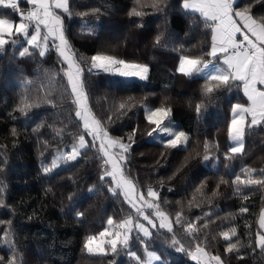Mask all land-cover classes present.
<instances>
[{"label":"trees","instance_id":"obj_1","mask_svg":"<svg viewBox=\"0 0 264 264\" xmlns=\"http://www.w3.org/2000/svg\"><path fill=\"white\" fill-rule=\"evenodd\" d=\"M70 3L73 15L65 19L66 35L80 55L88 58L102 52L149 68L147 81L103 72L86 73L91 93L89 106L96 118L102 119L109 135L127 142L128 134L137 129L127 165L128 178L144 193L148 187L156 190L161 209L173 222L179 213L184 228L188 223L199 225V242L207 245L210 254L223 253L226 243L219 233L235 227L237 237L233 242L238 238L244 245L239 253L244 258L238 260L235 253L224 254L226 264H264V253L259 248L253 252L248 247L255 243V234L260 231L258 219L264 208V188L242 187L237 194L232 184L243 168H264V127L248 132L243 154L225 160L231 146L227 136L231 104L247 102L242 85L219 93L198 119L195 104L202 99L204 80L188 78L177 71L183 54L199 55L204 46L201 42H210V34L205 37L204 25L198 23L199 14L185 15L180 9L182 0H166L167 7L162 11L145 8L147 15L142 18L128 15L136 0H70ZM93 8L100 9L98 20L90 12ZM6 10L0 15L8 16L7 13L18 20L16 12ZM253 11L257 17L264 16V6L260 4ZM84 12L89 15L83 18L78 15ZM193 21L198 23L195 31ZM140 23L142 28L137 27ZM89 27L95 29L94 34L88 33ZM160 33H163L161 43L166 46L154 47V39ZM21 44L28 46L18 41L15 47L9 44L0 53V145L6 146L0 148V166L5 168L0 173V181L5 185L0 197L10 206L0 208V219L12 220L15 241L25 264H136L124 251L118 256L111 253L92 256L83 249L86 237L103 231L109 217L119 219L135 214L123 196L119 199L111 196L106 186L100 187L98 194L88 192L90 187L99 186L102 161L95 149L50 176L43 174L41 161L50 163L56 152L70 150L84 132L75 118L68 92L60 84L53 85L49 91L45 70L55 72L60 68L55 49L49 43L50 50L40 57L39 49L30 48L31 56L21 58ZM181 45L187 52L182 51ZM25 93L40 101L27 116L16 110ZM46 96L51 103L43 99ZM122 102L125 110L119 109ZM162 104L172 108L173 126L189 136L187 150L166 149L163 144L148 139L155 126L145 119L144 107L156 108ZM108 116H112V123ZM40 124L43 126L34 133L33 128ZM13 128L17 130L15 137L11 133ZM57 130L61 135L56 134ZM205 141L210 145L211 159L207 162L203 160ZM5 158L7 164L3 163ZM221 178L228 183L221 184ZM213 192L217 195L213 196ZM72 193L75 196L70 202L68 196ZM241 206L249 211L240 213ZM76 211L85 213L82 220L75 218ZM206 221L207 229L202 227ZM173 227L177 238L186 246L196 243L179 224L174 223ZM151 231L149 250L156 251L171 264L175 261L191 264L186 254L171 247V233L166 229H160L158 234L156 229ZM2 236L0 232V256L7 258L10 253ZM131 250L142 255L143 245L133 239Z\"/></svg>","mask_w":264,"mask_h":264},{"label":"snow or ice","instance_id":"obj_2","mask_svg":"<svg viewBox=\"0 0 264 264\" xmlns=\"http://www.w3.org/2000/svg\"><path fill=\"white\" fill-rule=\"evenodd\" d=\"M31 6L27 11L21 10L18 0H0V7L10 9L19 13L20 22L14 23L8 18H0V52L6 50V46L11 44L15 47L23 37L28 45L21 44L19 56L24 58L31 56L30 48L34 51L39 49V56L44 57L49 49L54 48L60 63V68L55 72L45 70V78L49 82V91L53 85L60 84L65 92L71 97L72 105L75 108V118L82 122L84 134H80L78 140L71 144L70 150L57 152L50 163L41 161L42 172L45 176H50L55 170L62 166H69L72 162L90 149H95L102 161L100 172L98 173L99 186H92L88 189L91 194H98L100 187L106 186V190L111 196L119 199L123 196V201L134 210L135 215L115 219L109 217L107 225L98 235H89L86 237L83 249L90 255L103 254L105 256L111 253L118 256L124 251L136 264H171L156 251L149 250V242L153 237L152 229H156L157 234L160 229H166L172 234L171 247L178 253L186 254L196 264H226L224 254H237L238 260H243L239 255L241 244L237 238V229L235 227L226 231H221L219 236L226 243L223 253L210 254L207 251V245H201L199 242L200 226L195 223H188L184 228L181 222L180 214H177L173 222L170 217L161 209L159 193L152 187L147 188L146 196L143 191L137 189L136 184L129 179L127 165L132 152V145L135 143L137 129H133L127 136V142L122 138L112 137L109 131L103 125L102 119H97L89 106L90 91L87 83L86 73L88 75L99 74L100 72L120 76L123 78H137L141 81L149 79V68L146 64L130 62L126 59L118 58L113 55L97 52L91 57H83L73 49L72 44L66 35L65 19L73 15V7L70 0H27ZM257 4L264 6V0H182L180 9L187 16L199 14V22L204 25V36L210 34V42L202 41L200 54L188 52L183 54L179 61L177 71L185 77H200L204 80L201 86L200 95L202 99L195 104V112L199 119L206 110L207 104L212 103L221 92L230 91L233 86L243 87L244 96L247 97L246 103L231 104V120L227 125V136L231 141L225 160H233L244 153L245 137L250 131L257 127H264V16L257 17L253 9ZM167 7L166 0H136L135 6L129 11L130 17L142 18L147 15L145 8H152L155 11H162ZM91 14L100 13L99 8L90 10ZM82 18L89 15L88 12L78 13ZM197 21H193L192 30L198 27ZM137 27H143V23L137 24ZM95 29L89 27L88 33L94 34ZM163 33L158 34L154 39V47L162 45ZM184 52V46L181 45ZM59 77V79H57ZM66 81V83H63ZM29 85L31 81L28 82ZM259 86V87H258ZM48 103L47 96L43 98ZM131 99V98H130ZM40 101L33 99L28 93L21 96L17 105V111L27 116L28 112L39 106ZM119 109L125 110V103L119 104ZM126 114V112L124 113ZM172 108L163 104L154 109H146L145 119L149 125L155 127L148 133L151 137L154 133H163L167 139L162 140L163 147L166 149H177L183 147L187 150L189 136L184 131L174 130L172 121ZM109 123L113 122L112 116H108ZM43 124L33 128V132H38ZM12 136L17 135V130H11ZM57 135H61L57 130ZM85 135L91 137L88 141ZM218 149L219 145H215ZM0 148H6L0 145ZM205 162L211 159L210 145L208 141L204 142ZM199 156V152L196 153ZM43 156V153H41ZM163 156V154H162ZM218 157L216 160L218 161ZM188 157H185L187 163ZM4 164H7L5 158ZM227 168L228 165L225 164ZM5 168L0 166V173ZM242 174L236 175L232 184L236 186L237 194L241 188L259 186L264 188V168H243ZM221 184H227L221 178ZM203 187V186H201ZM5 185L0 181V193H3ZM51 191V188L48 189ZM199 191V189L197 190ZM213 196L217 193L213 192ZM75 193L68 196L71 202ZM147 197V198H146ZM247 200V196L243 197ZM209 202H211L209 200ZM10 207L5 200L0 197V208ZM248 207L241 206L240 213H247ZM85 213L76 211L75 218L82 220ZM207 215V214H206ZM159 220L157 228L156 220ZM199 220L200 218L197 217ZM179 224L184 228L188 237L195 240L196 243L185 245L177 238L173 224ZM259 229L255 234V243L248 247L255 252L256 248L264 253V210L261 211L259 218ZM0 232L3 233L2 240L7 247L10 255L0 256V264H25L23 254L19 251L15 241V232L11 219H0ZM207 229L209 223L206 221L202 225ZM137 235L133 237L132 233ZM108 239H105V238ZM135 239L143 245V254L138 255L136 251L131 250L132 240Z\"/></svg>","mask_w":264,"mask_h":264},{"label":"rangeland","instance_id":"obj_3","mask_svg":"<svg viewBox=\"0 0 264 264\" xmlns=\"http://www.w3.org/2000/svg\"><path fill=\"white\" fill-rule=\"evenodd\" d=\"M20 3H21V6H20V8L21 9H25V8H27L28 7V5L26 4V0H18ZM10 20H13V22L15 21L14 19H10ZM15 22H20V21H15ZM1 53V52H0ZM131 79H134V80H136V81H141V80H139V79H137V78H131ZM155 107H151V106H145L144 107V112H145V115H146V109H154ZM232 115V114H231ZM81 124H82V122H81ZM82 127H83V125H82ZM174 130H177V131H182V130H180V129H177V128H175L174 127ZM85 138H86V140H88V141H90L91 140V137H89V136H87V135H85ZM148 139L150 140V141H152V142H155V143H160V144H162V140H164V139H167V137L163 134V133H160V134H156V133H154L151 137L149 136L148 137ZM231 142V141H230ZM180 148H183V147H180ZM57 153V152H56ZM63 167V166H62ZM147 192V191H146ZM146 192H145V196H146ZM147 198V197H146ZM262 210H264V208L262 209ZM261 210V211H262ZM261 214V213H260ZM135 215V214H134ZM259 218H260V215H259ZM141 222H143V223H145V225L147 226V227H149L150 228V230H152L151 229V226H149V225H147V222L146 221H143L142 220V218H141ZM156 224L157 225H159V220L157 219L156 221ZM258 222H259V219H258ZM259 224V223H258ZM107 227H109L108 225H107ZM106 227V228H107ZM260 230V229H259ZM133 233H135V232H133ZM136 234V233H135ZM105 239H108L107 237L105 238ZM86 253H87V251H86ZM88 254V253H87ZM88 255H90V254H88ZM95 255H103V254H95ZM92 256H94V255H92ZM186 262H184V261H175V262H173V264H185ZM189 263H191V264H196V262L195 261H193V260H191L190 258H189Z\"/></svg>","mask_w":264,"mask_h":264},{"label":"crops","instance_id":"obj_4","mask_svg":"<svg viewBox=\"0 0 264 264\" xmlns=\"http://www.w3.org/2000/svg\"><path fill=\"white\" fill-rule=\"evenodd\" d=\"M26 2H27V0H26ZM6 12L7 10L6 9H4V8H2V7H0V12ZM12 11V10H11ZM14 12V11H13ZM6 15H8V16H2V15H0V18H8V19H13V18H11L10 16H9V14H7L6 13ZM15 20V19H14ZM13 21V20H12ZM15 21H20V20H15ZM14 21V23H18V22H15ZM19 41H22V42H25L24 40H23V37H21L20 38V40ZM26 43V42H25Z\"/></svg>","mask_w":264,"mask_h":264},{"label":"built area","instance_id":"obj_5","mask_svg":"<svg viewBox=\"0 0 264 264\" xmlns=\"http://www.w3.org/2000/svg\"><path fill=\"white\" fill-rule=\"evenodd\" d=\"M18 4H19V7L21 6V3L18 1ZM31 6L28 4V7L27 8H25V9H21V10H24V11H27L29 8H30ZM16 14H17V16H18V18L20 19V15H19V13H17L16 12Z\"/></svg>","mask_w":264,"mask_h":264},{"label":"clouds","instance_id":"obj_6","mask_svg":"<svg viewBox=\"0 0 264 264\" xmlns=\"http://www.w3.org/2000/svg\"><path fill=\"white\" fill-rule=\"evenodd\" d=\"M26 4L28 5V3L26 2ZM19 20V19H18Z\"/></svg>","mask_w":264,"mask_h":264},{"label":"bare ground","instance_id":"obj_7","mask_svg":"<svg viewBox=\"0 0 264 264\" xmlns=\"http://www.w3.org/2000/svg\"><path fill=\"white\" fill-rule=\"evenodd\" d=\"M139 52V51H138ZM140 55V54H139Z\"/></svg>","mask_w":264,"mask_h":264}]
</instances>
